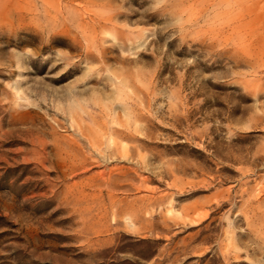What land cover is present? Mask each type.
Listing matches in <instances>:
<instances>
[{"label": "rangeland", "instance_id": "1", "mask_svg": "<svg viewBox=\"0 0 264 264\" xmlns=\"http://www.w3.org/2000/svg\"><path fill=\"white\" fill-rule=\"evenodd\" d=\"M0 264H264V0H0Z\"/></svg>", "mask_w": 264, "mask_h": 264}]
</instances>
